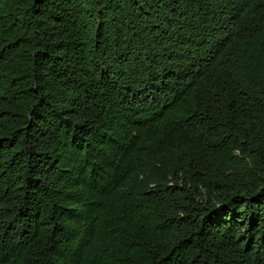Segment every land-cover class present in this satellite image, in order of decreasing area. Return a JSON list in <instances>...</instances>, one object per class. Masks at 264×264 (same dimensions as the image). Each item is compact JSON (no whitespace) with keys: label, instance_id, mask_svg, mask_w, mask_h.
I'll return each mask as SVG.
<instances>
[{"label":"trees","instance_id":"obj_1","mask_svg":"<svg viewBox=\"0 0 264 264\" xmlns=\"http://www.w3.org/2000/svg\"><path fill=\"white\" fill-rule=\"evenodd\" d=\"M0 264H264V0H0Z\"/></svg>","mask_w":264,"mask_h":264}]
</instances>
